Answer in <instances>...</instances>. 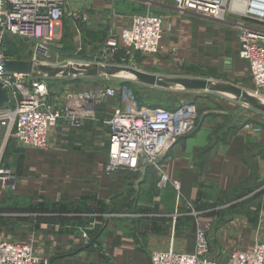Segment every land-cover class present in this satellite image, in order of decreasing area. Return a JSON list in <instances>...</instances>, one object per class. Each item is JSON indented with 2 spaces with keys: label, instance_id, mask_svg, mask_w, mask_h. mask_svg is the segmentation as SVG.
Returning <instances> with one entry per match:
<instances>
[{
  "label": "crops",
  "instance_id": "1",
  "mask_svg": "<svg viewBox=\"0 0 264 264\" xmlns=\"http://www.w3.org/2000/svg\"><path fill=\"white\" fill-rule=\"evenodd\" d=\"M75 4L87 21L67 19L66 26L88 48L111 25L105 12L115 0H76L69 7ZM158 13L162 49L137 53L134 70L161 81H141L143 87L166 89L168 82L181 80L195 91L189 102L197 107V125L175 142L162 165L178 192L170 184L159 189L152 170L106 173L104 120L110 107H99L81 126L51 127L44 149L14 141L11 147L19 148L20 156L12 168L8 164L11 180L0 191L9 189L14 199L28 202L29 211L6 215L19 217L6 239L32 243L35 255L49 264H150L155 251L191 252L196 209L215 210L201 217L219 223L211 250L220 261L230 251L264 242V89H255L239 55L238 27L167 2ZM85 77L86 82L96 78ZM256 126L258 131L252 129ZM92 225L97 230L88 239L86 229Z\"/></svg>",
  "mask_w": 264,
  "mask_h": 264
},
{
  "label": "built area",
  "instance_id": "2",
  "mask_svg": "<svg viewBox=\"0 0 264 264\" xmlns=\"http://www.w3.org/2000/svg\"><path fill=\"white\" fill-rule=\"evenodd\" d=\"M76 0H0V60H26L28 72L1 71L0 86L7 101L0 108V176L1 182L11 180L3 169L1 153L9 140L21 147L44 149L51 127L61 123L81 126L94 119L99 107H110L111 115L104 120L108 130L107 174L113 172L143 173L152 170L156 186L169 184L178 192L179 185L162 168L164 158L175 142L191 133L197 122V107L193 102L173 109L142 103L134 87L126 81L117 84H96L74 90L65 84L54 96L47 80H74L96 70L124 67L136 69L134 57L155 54L162 49L163 18L150 9L130 15L128 23L118 32L110 28L96 43L77 41L72 53H62V20L84 23L87 16L70 8ZM150 3L151 0H139ZM173 0L179 11H190L218 21H231L238 27L239 55L246 63L256 90L264 89V16L250 11L232 10L224 0ZM226 2V3H225ZM264 0H250L251 6H261ZM232 8V9H230ZM236 10V11H235ZM238 15L228 19L226 14ZM13 37L30 45L29 58H20L3 49L6 38ZM175 52V49H172ZM38 65L67 67L74 72L66 76L47 77ZM91 76V75H90ZM47 77V78H45ZM50 78V79H48ZM248 128V126H247ZM259 130V127H252ZM192 214H196L192 211ZM209 223L195 219V245L191 252L155 251L150 264H264V242L255 241L250 249L230 251L224 261L211 250ZM0 264H49V259L35 255L30 242L0 239Z\"/></svg>",
  "mask_w": 264,
  "mask_h": 264
},
{
  "label": "rangeland",
  "instance_id": "3",
  "mask_svg": "<svg viewBox=\"0 0 264 264\" xmlns=\"http://www.w3.org/2000/svg\"><path fill=\"white\" fill-rule=\"evenodd\" d=\"M78 1V0H77ZM227 4L226 7L228 9V5L231 3V7L233 4L234 0H226ZM76 2V1H75ZM120 2V5L118 6L117 3ZM122 2V3H121ZM167 2L168 5H171L173 3V0H151L150 3H145L143 1H131V0H115V6L109 7L108 11L105 12V15L107 17V20L111 22V25L106 26L104 28V31L101 32L100 35H97L99 38L104 36L106 31L110 28H113L115 31H119L120 29H117L116 27L117 23H121L122 26L126 25L128 23L129 17L126 16H120L119 14H126L130 16L132 13H140L144 11L145 9H150L155 13H158L159 10L163 8V5ZM226 3V2H225ZM119 4V3H118ZM72 10H77V12H83L82 8L79 7L78 5L71 6ZM233 8V7H232ZM230 8V9H232ZM234 10V8L232 9ZM238 11V9H236ZM235 10V11H236ZM245 12L242 10H239L238 12ZM159 14V13H158ZM226 17L228 19L232 18H237L238 15H232L229 13L226 14ZM68 18H63L62 20V25L64 29V33L62 34V49L59 50L62 53H72L74 51V46L75 43L77 42L74 39V35L72 32L71 25L69 27V24L66 26V22ZM76 24H78L79 21H74ZM115 23V24H114ZM87 35V34H86ZM76 36V34H75ZM90 37L89 35H87ZM97 38V37H96ZM99 40V39H98ZM3 49L6 50L8 53L12 55H16L17 57L20 58H29L31 55L30 52V45L20 39H16L13 37H8L4 40L3 42ZM125 67H131L130 65L124 64V67L121 68H111L108 70V73H104V75L99 76L94 78L93 82L90 80L86 82L85 80H88L86 77H81V79L76 78L74 80H61V79H51L47 80L49 89L51 93L54 96L60 95V93L63 92L65 88V84L68 85V87L73 88L74 90H80V89H87L90 87L95 86L96 84H104V83H110V84H117L120 81H126L129 83L131 86H133L136 90L135 95L137 96L138 100L142 103H145L147 105H152V106H160L163 108H168V107H174L176 105H179L184 102H189L194 100L193 96L195 91L193 92L189 87L183 85V82L181 80L179 81H170L166 85V89H161L159 86L158 87H151V89L143 87L141 85L139 79H126L125 76L121 74L122 71H128V69H125ZM94 70V69H93ZM172 76H169L170 78ZM47 78V77H45ZM50 79V78H48ZM134 80V81H133ZM163 102L162 104L160 102ZM160 103V104H159ZM168 109H173V108H168ZM197 125V122H196ZM16 145L14 140H9L5 147L3 148V151L1 153V160L3 164V169L7 171V166L9 164V167H13L15 161L18 160L19 156V151L20 149H14L11 146ZM31 148V147H30ZM16 151L15 154L12 152ZM11 165V166H10ZM9 173V172H7ZM9 175V174H8ZM2 176V175H1ZM0 176V179H1ZM10 176V175H9ZM11 178V177H10ZM3 183L0 180V190L3 188L2 187ZM4 192V193H3ZM7 193V194H6ZM11 191L9 189H5L3 191H0V238H7L6 235L11 234L10 231L13 228V222H17L19 220V217H9L6 216L7 214H12L14 211H29V204L26 201H21L19 199H14L13 196H10L9 194ZM135 197V196H134ZM21 205L23 208L22 210L17 209L15 205ZM213 205H207L206 207L209 208ZM207 211V210H206ZM196 214H192L193 216H197V218L205 220L209 223V229H208V236L210 239V242L212 244L213 239H214V232L219 225V223H215V220L211 217H206V219L202 218L201 216L207 215L211 216L212 214L215 213V210H210L205 213L201 212L200 209L195 210ZM114 213V212H113ZM118 213V211H117ZM219 217H216V220H218ZM221 220H218V222ZM24 230V229H23ZM97 229L94 228V226H91V229L87 228L86 232L87 235L86 237L89 239L92 237ZM21 232V231H20ZM22 233V232H21Z\"/></svg>",
  "mask_w": 264,
  "mask_h": 264
},
{
  "label": "water",
  "instance_id": "4",
  "mask_svg": "<svg viewBox=\"0 0 264 264\" xmlns=\"http://www.w3.org/2000/svg\"><path fill=\"white\" fill-rule=\"evenodd\" d=\"M30 64L26 60L22 59H15V60H0V70L1 71H17V72H28L30 70ZM37 70L44 73L47 77H55V76H66L70 72H74L72 69H68L67 67L61 66V67H51L46 65H38L36 67ZM132 73H134L137 78L150 85H157L160 84L161 81L157 78V76L153 74H147L143 73L134 69H129ZM88 74L94 75L96 73V70H91L87 72ZM7 101V96L2 90L0 86V108L3 107V105Z\"/></svg>",
  "mask_w": 264,
  "mask_h": 264
},
{
  "label": "bare ground",
  "instance_id": "5",
  "mask_svg": "<svg viewBox=\"0 0 264 264\" xmlns=\"http://www.w3.org/2000/svg\"><path fill=\"white\" fill-rule=\"evenodd\" d=\"M222 3H224V0L222 1ZM232 7L234 9H238L242 11L248 10L250 12H253V13L255 12V13H258L264 16V4H262L261 6H251L250 7V0H234ZM122 75L130 79L135 78V76L132 73H129L127 71H123Z\"/></svg>",
  "mask_w": 264,
  "mask_h": 264
},
{
  "label": "trees",
  "instance_id": "6",
  "mask_svg": "<svg viewBox=\"0 0 264 264\" xmlns=\"http://www.w3.org/2000/svg\"><path fill=\"white\" fill-rule=\"evenodd\" d=\"M135 90V89H134ZM135 92H136V90H135Z\"/></svg>",
  "mask_w": 264,
  "mask_h": 264
}]
</instances>
